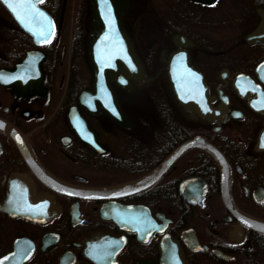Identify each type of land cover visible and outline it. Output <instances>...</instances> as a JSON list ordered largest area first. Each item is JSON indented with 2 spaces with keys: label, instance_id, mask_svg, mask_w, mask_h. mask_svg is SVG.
<instances>
[{
  "label": "flooded vegetation",
  "instance_id": "flooded-vegetation-1",
  "mask_svg": "<svg viewBox=\"0 0 264 264\" xmlns=\"http://www.w3.org/2000/svg\"><path fill=\"white\" fill-rule=\"evenodd\" d=\"M118 1L145 73L143 85L126 89L110 81L124 126L100 105L91 113L79 102L93 89L91 44L103 25L94 0H43L54 27L38 43L0 4V71L38 53L18 76L36 86L0 79V121L20 133L0 128V264H264V233L243 220L264 221V0ZM174 53L204 78L210 113L179 104L167 74ZM136 89L151 100L148 111L135 112ZM76 111L95 135L76 132ZM197 136L224 156L234 208L215 158L201 149L132 194L81 197L45 181L122 186ZM172 244L180 253L170 254Z\"/></svg>",
  "mask_w": 264,
  "mask_h": 264
},
{
  "label": "water",
  "instance_id": "water-1",
  "mask_svg": "<svg viewBox=\"0 0 264 264\" xmlns=\"http://www.w3.org/2000/svg\"><path fill=\"white\" fill-rule=\"evenodd\" d=\"M8 9L13 13L9 4L15 5L18 0H0ZM35 7L43 12L38 3L40 0H32ZM118 0H94V7L98 15V19L103 23L102 27L97 29V34L91 44V62L94 67V83L93 89L83 92L80 96L79 102L85 106L91 113L96 112V106L100 105V109L105 111L112 119L117 121L122 126L127 125L128 121L123 114L120 105L117 101L116 95L110 85V81L114 80L120 88L126 89L130 86V82L134 81L135 84H143L145 73L142 63L137 54L133 51V47L128 42L123 30L121 21L118 19ZM111 12V23L108 22V12ZM44 13V12H43ZM45 14V13H44ZM46 15V14H45ZM17 19V18H16ZM20 25L31 35L32 32L27 30L21 22L17 19ZM34 27H38L40 18H37ZM31 26V24H30ZM36 38V36L33 35ZM104 40H108V43H100ZM177 53V52H176ZM172 54L168 65L167 74L170 81L172 90L179 104L185 110H192L190 107H195L196 111L203 116L204 112L211 110L210 100L207 93V86L202 75L190 64L188 57L177 58L178 54ZM37 52H28L26 58L16 64L13 70H1L0 73L4 74L10 81L7 83L14 86H26L31 88L37 85V81L34 78L29 79L28 82L23 83L18 79L20 72L28 68L31 61ZM108 56V57H107ZM34 67V73H40V67L38 64ZM38 65V67H37ZM41 80V77H38ZM91 102L90 104L88 103ZM210 113V111H209ZM208 113V114H209ZM70 120L73 128L78 134H94V130L88 125L86 120L76 111L71 114ZM0 128L7 134L15 139H19L20 133L13 126L6 122L0 121ZM95 135V134H94ZM192 149H201L211 154L221 170L222 175V187L225 195L226 204L234 208L229 192V173L228 166L222 153L214 146L207 142L204 137L197 136L189 140L184 141L178 147H176L156 168L150 171L145 176L133 180L122 186L112 187L108 189H79L66 186L51 176L45 175V181L53 185L56 190L64 191L66 194L75 195L88 198H97L102 195L106 196H120L126 194H132L140 190L153 186L169 169L170 167L186 152ZM244 222L251 229L264 233V221H260L251 217L243 218ZM173 245V244H172ZM169 246V245H168ZM178 250L177 246L173 245L170 249V254L174 252L173 249ZM163 252L168 256V249L163 244ZM180 253V252H179ZM181 255V254H180Z\"/></svg>",
  "mask_w": 264,
  "mask_h": 264
},
{
  "label": "snow or ice",
  "instance_id": "snow-or-ice-1",
  "mask_svg": "<svg viewBox=\"0 0 264 264\" xmlns=\"http://www.w3.org/2000/svg\"><path fill=\"white\" fill-rule=\"evenodd\" d=\"M40 2H42V0H40ZM8 6L16 15V18L27 30L32 32L38 40L43 39L45 42H47V39L51 33V29L54 26L52 25L51 21L47 18V16L35 7V4L32 2V0H18L15 5L9 4ZM37 18H40L41 21L38 27L30 26V24L36 21ZM106 18L108 19L109 23L112 22L110 9ZM0 79H5L2 73H0ZM5 82H7L6 79Z\"/></svg>",
  "mask_w": 264,
  "mask_h": 264
},
{
  "label": "rangeland",
  "instance_id": "rangeland-1",
  "mask_svg": "<svg viewBox=\"0 0 264 264\" xmlns=\"http://www.w3.org/2000/svg\"><path fill=\"white\" fill-rule=\"evenodd\" d=\"M152 20L153 18L157 19L158 18V13L155 12V10L151 11L150 13ZM139 89L135 90V98H134V109L135 112L138 113L140 112V110H149L150 109V104H151V100H149V97L147 94L143 93V92H139ZM139 116V114H136L135 117Z\"/></svg>",
  "mask_w": 264,
  "mask_h": 264
},
{
  "label": "trees",
  "instance_id": "trees-1",
  "mask_svg": "<svg viewBox=\"0 0 264 264\" xmlns=\"http://www.w3.org/2000/svg\"><path fill=\"white\" fill-rule=\"evenodd\" d=\"M163 81H164V79H163ZM154 102H156V103H158V100H156V98L154 99ZM169 117V116H168Z\"/></svg>",
  "mask_w": 264,
  "mask_h": 264
}]
</instances>
